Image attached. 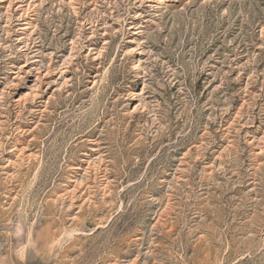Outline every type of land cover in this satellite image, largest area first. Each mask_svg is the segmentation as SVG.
Instances as JSON below:
<instances>
[{"label": "rangeland", "instance_id": "obj_1", "mask_svg": "<svg viewBox=\"0 0 264 264\" xmlns=\"http://www.w3.org/2000/svg\"><path fill=\"white\" fill-rule=\"evenodd\" d=\"M0 264H264V0H0Z\"/></svg>", "mask_w": 264, "mask_h": 264}]
</instances>
